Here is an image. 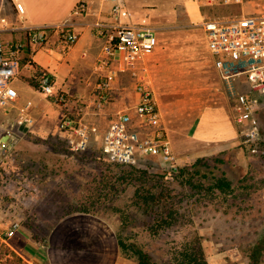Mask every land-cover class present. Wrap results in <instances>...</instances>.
Returning a JSON list of instances; mask_svg holds the SVG:
<instances>
[{"label": "rangeland", "instance_id": "374dc122", "mask_svg": "<svg viewBox=\"0 0 264 264\" xmlns=\"http://www.w3.org/2000/svg\"><path fill=\"white\" fill-rule=\"evenodd\" d=\"M258 2L264 0L246 2L248 15L259 12ZM205 12L198 13L192 3L178 7L179 16L175 19L173 34L164 37L155 52L159 53L161 61L160 75H147L171 145L174 139L180 147L187 144L197 116L207 105L228 103L233 109L236 101L231 91L234 89L258 100L257 115L264 137L262 95L253 90L244 76L236 79L234 88L222 78L209 51L203 24L210 19L240 17L243 7L220 6L207 8ZM186 35L188 41L186 46L183 45L184 50L181 43L165 42L177 41ZM24 75L22 72L19 79ZM121 77L122 89L132 92L137 76ZM16 85L19 89L26 87L28 98L35 99L36 90L19 81ZM112 115L105 116L96 111L89 113L87 118L96 126L90 149L84 153L72 152L67 140L55 131L47 138L35 132L20 133L16 142H4L0 138V209L8 215V221H19L39 246H46L52 229L63 218L74 213H91L105 219L129 238V242L142 247L154 259L167 264L173 263L175 254L189 248L196 236L202 238L208 260L224 256L254 264L251 252L264 244V160L253 156L242 141L207 153L203 150L193 155L189 162L178 163L179 169L192 168L199 162L209 165L206 169L209 176H197L192 180L194 186L173 179L157 158L142 160L136 167L152 174L166 175L182 207L177 224L160 234H152L147 230L151 219L134 203L135 184H128L121 194L111 193L113 185H117L124 173V168L110 162L101 150L102 136ZM56 119L53 116L49 123L55 124ZM18 120L16 113L11 118L0 114V137L8 131L14 133L11 124ZM193 149L195 152L196 147ZM223 181L230 187L216 188ZM196 185L203 186V191H199ZM12 241L6 243L0 237V264H32L12 249ZM137 263L135 257L123 253L119 260V264ZM257 264H264V251Z\"/></svg>", "mask_w": 264, "mask_h": 264}, {"label": "built area", "instance_id": "2783aa9c", "mask_svg": "<svg viewBox=\"0 0 264 264\" xmlns=\"http://www.w3.org/2000/svg\"><path fill=\"white\" fill-rule=\"evenodd\" d=\"M19 13L25 8L19 0H12ZM111 2V15L116 23L99 20L94 24L95 33L103 40L101 66L107 69L98 82L95 92L89 98L75 97L66 92H58L55 101L62 108L59 124L60 134L67 140L74 153H84L93 141L95 122L87 117L91 111L105 112L113 103V91L120 82V73L132 70L137 76L133 90L138 94L137 104L128 109H120L112 118L102 136L101 150L108 160L137 166L148 157L157 158L168 171L178 168L179 157L174 152L163 115L152 89L151 80L145 73L137 72L139 64L153 55L160 45L155 29L139 25H122L119 18L124 11L123 0H103ZM248 0H191L202 15L207 8L239 5L243 14L234 18L205 20L209 51L216 69L224 80L234 88L238 77L244 76L253 90L264 99V2H258L259 12L247 14L245 4ZM91 0H81L75 12L85 14ZM5 27H0V112L10 117L19 112L21 126L30 128L35 123L31 114L34 106L28 101L20 106V93L16 81L25 68L34 70L33 77L37 90L52 95L55 90V75L50 71H39L32 56L40 49H49L67 55L80 38V32L72 21L27 29L26 39L9 42L4 29L8 26L6 18H1ZM29 50V60L25 64ZM233 115L239 126L241 141L253 156L264 160V137L257 115L258 100L250 94L236 92ZM1 126V124H0ZM264 180V164H263ZM19 221H12L0 233L6 243L21 229ZM0 229H2L0 225Z\"/></svg>", "mask_w": 264, "mask_h": 264}, {"label": "crops", "instance_id": "0c3cea01", "mask_svg": "<svg viewBox=\"0 0 264 264\" xmlns=\"http://www.w3.org/2000/svg\"><path fill=\"white\" fill-rule=\"evenodd\" d=\"M19 1L25 8L24 13L17 11L12 0H0V27H5V24L1 23V18H6L8 26L4 29V36L7 41L25 40L28 28L69 20L75 23L80 32V38L67 55H61L46 48L33 54L32 61L38 70L45 69L55 75V90L50 97L39 92L37 87L31 83V80L35 82L34 70L27 68L23 70L25 77H20L17 81L26 84L31 90H36L37 93L35 99H29L25 92L26 87L18 88L20 93L18 104L24 106L28 101L34 103L31 114L35 123L30 128H26L23 125L20 126L19 121L12 122L11 127L14 133L8 131L0 138L2 140L5 135L9 134L15 142L21 137L20 133L35 132L42 138L49 137L52 131L60 133L59 124L62 109L54 99L58 92H66L72 96L83 98L93 95L98 82L108 74L107 69L100 63L103 40L95 33L94 24L99 20L109 23L117 22L116 18L111 15V2L103 0H91L89 10L82 15L75 12L77 4L81 0ZM123 1L124 11L119 18V23L151 27L155 29L160 42L167 35L173 34L174 22L179 16L178 7L183 4H191V0ZM172 40L165 42L168 44L181 43V48L184 50L183 45L186 46L188 38L186 35L181 36L177 41ZM158 54L154 53L140 63L137 72H142L145 67L147 75H160L161 61ZM184 54L182 51V55ZM120 75L134 74L130 69ZM121 81L122 77L120 82L116 83L113 91L112 98L115 102L103 112L105 116L120 109L132 108L138 102V94L134 90L127 92L122 89ZM232 110L228 103L207 105L197 116L191 128L188 145L180 147L174 139L172 146L179 161L186 163L192 159L193 155L199 154L203 150L207 153L214 148L241 141L239 126L234 119ZM15 113L19 116V112L14 111L7 118H11ZM0 114L3 115L1 112ZM53 116L57 118L54 121L55 124L49 123ZM16 132L17 134H15ZM190 143L192 144L189 145ZM193 147H196L195 152H193ZM10 223L8 215L0 209V225L2 227L0 233ZM12 240L11 243L9 242L12 249L32 264H119L122 255L116 230L105 219L91 213H74L63 218L52 229L46 246H39L24 227H21ZM233 251L234 249L230 252ZM232 258L217 257L209 259V263L246 264L241 259Z\"/></svg>", "mask_w": 264, "mask_h": 264}, {"label": "trees", "instance_id": "16d2710c", "mask_svg": "<svg viewBox=\"0 0 264 264\" xmlns=\"http://www.w3.org/2000/svg\"><path fill=\"white\" fill-rule=\"evenodd\" d=\"M27 56L22 60L25 64L29 60V50L26 51ZM39 71H45V69H39ZM31 83L37 87V84L31 80ZM103 153V151H102ZM110 161V160H109ZM112 162V161H110ZM118 167L124 168V173L119 177L117 185H113L112 194H121L123 189L131 182L135 184V205L143 212L144 215L151 220L147 223V230L152 234H160L168 229H171L179 221L181 215V203L176 200L174 189L170 186V183L166 179L164 174H152L147 169H140L132 165H123L114 163ZM199 164V165H197ZM128 167L130 169L125 168ZM209 165L206 163H196L192 168H177L175 171H168L173 179L184 181L192 186L193 179L202 175V178L209 176L206 169ZM136 171V172H135ZM109 186V185H108ZM197 186V185H196ZM122 187V189H120ZM203 186H197L199 191H203ZM228 182L223 181L216 185L218 189L229 188ZM207 190H213L208 188ZM117 237L119 246L121 248V254H125L129 257H135L138 261L137 264H167L162 261H158L152 257V255L145 251L142 247L136 243L129 242L130 239L122 235L117 231ZM264 251V244L255 247L251 252L250 258L254 264L258 263L262 252ZM172 264H210L205 249L202 244V238L196 236L192 245L180 254H175ZM20 261H23L21 257H18Z\"/></svg>", "mask_w": 264, "mask_h": 264}, {"label": "water", "instance_id": "95a60500", "mask_svg": "<svg viewBox=\"0 0 264 264\" xmlns=\"http://www.w3.org/2000/svg\"><path fill=\"white\" fill-rule=\"evenodd\" d=\"M11 141V142H13V137H11L9 134H7V135H5L4 137H3V139H2V141H4V142H6V141Z\"/></svg>", "mask_w": 264, "mask_h": 264}, {"label": "bare ground", "instance_id": "6f19581e", "mask_svg": "<svg viewBox=\"0 0 264 264\" xmlns=\"http://www.w3.org/2000/svg\"><path fill=\"white\" fill-rule=\"evenodd\" d=\"M198 11V10H197ZM199 13V12H198Z\"/></svg>", "mask_w": 264, "mask_h": 264}]
</instances>
